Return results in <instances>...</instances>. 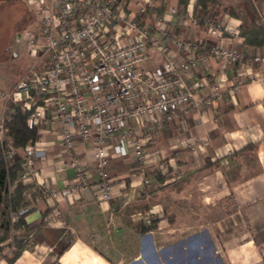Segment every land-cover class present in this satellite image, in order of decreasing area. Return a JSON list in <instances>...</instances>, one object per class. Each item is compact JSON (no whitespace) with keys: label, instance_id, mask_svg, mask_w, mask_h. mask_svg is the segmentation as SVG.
<instances>
[{"label":"crops","instance_id":"1","mask_svg":"<svg viewBox=\"0 0 264 264\" xmlns=\"http://www.w3.org/2000/svg\"><path fill=\"white\" fill-rule=\"evenodd\" d=\"M152 2L144 9L132 3L139 23L152 37L162 27L163 43L173 55L202 58L182 72L188 85L197 88L195 98L201 97V90L208 92L205 86L214 81H220V96L209 104L193 106L188 116L181 115L159 129L146 127L143 163L130 145L104 139L112 193L109 200L98 197L103 188L94 165L96 135L86 140L73 135V154L85 170L87 185L78 196L63 191L65 185L75 182L76 174L62 140L63 129L55 112H49L48 126L34 140V174L21 180L28 186L23 193L24 209L30 211L15 227L9 223L10 234L0 242V264H203L202 257L207 258L206 264H225L224 259L229 263L240 246L244 255L255 252L251 237L239 242L230 229H220L228 224L225 217L204 225L201 216L188 217L186 211L192 202L200 201L192 198L193 192L210 188L218 193L226 187L243 202L250 224L257 217L259 222L264 219V65L253 60L254 56L264 58V44L249 43L243 34L250 27L264 28V0ZM172 6L175 13L169 11ZM39 25L38 20L34 31ZM262 37L264 34L258 39ZM177 39L192 40L196 46L179 47L174 43ZM217 45L240 51L242 57L223 70L211 52ZM163 58L161 53H151L144 68L161 65ZM12 105L5 112L0 100V118L8 115ZM15 155L22 159L16 151L5 157L9 165ZM238 161L242 166L237 167ZM141 167L151 179L150 189L142 182ZM51 189L60 192L46 196ZM145 214H151L156 224L143 231L150 224L145 223Z\"/></svg>","mask_w":264,"mask_h":264},{"label":"built area","instance_id":"2","mask_svg":"<svg viewBox=\"0 0 264 264\" xmlns=\"http://www.w3.org/2000/svg\"><path fill=\"white\" fill-rule=\"evenodd\" d=\"M152 1L27 0L40 21L39 29L28 38L35 61L10 89L0 91V100L5 112L12 102L18 103L28 113L27 124L37 126L38 135L49 124V112H55L76 174L75 182L63 187L69 196H78L87 185L85 170L73 154L74 134L84 140L97 136L94 165L103 188L98 197L109 200L112 193L104 139L130 145L137 160L143 163L146 127L159 129L181 115L188 116L193 106L209 104L221 94L220 81H214L205 86L208 92L201 90V97L195 98L198 90L188 85L182 72L192 69L202 58L173 55L163 43L162 27L152 37L139 23L132 3L144 9ZM169 11L175 13L177 9L172 6ZM214 29L218 31V27ZM231 33L237 34L233 30ZM174 43L179 47L196 46L192 40L177 39ZM153 52L163 54V62L153 69H145L144 62ZM211 52L223 70L230 61L242 57L240 51L223 45L214 46ZM253 60L264 65L263 57L254 56ZM6 117L3 114L0 118V147L5 156L21 152L19 178L23 180L34 174L37 155L34 141L21 149L15 148L4 126ZM141 175L143 184L150 189L151 179L142 167ZM59 192L51 189L45 194L56 196Z\"/></svg>","mask_w":264,"mask_h":264},{"label":"rangeland","instance_id":"3","mask_svg":"<svg viewBox=\"0 0 264 264\" xmlns=\"http://www.w3.org/2000/svg\"><path fill=\"white\" fill-rule=\"evenodd\" d=\"M38 20L39 14L28 4L27 0H0V90L7 89L33 61L35 56L29 49L28 38L34 32V26L38 27ZM12 104L18 103L12 102ZM1 111L0 106V114ZM240 166L242 164L238 161L237 167ZM221 167L224 168L225 165ZM13 188L14 184L6 179L0 192V221L4 223L12 217L5 199L12 193ZM224 189L225 193L222 191ZM192 195V198L200 201L188 205L186 211L188 217L199 218L201 216L204 225H208L214 218L216 220L225 217L224 221L228 223V227L221 225L220 229H230L229 232L239 242L249 237L254 240L255 252L244 255L242 254L243 248L240 246L237 249L240 252L229 258V263L226 258L224 259L225 264H264V219L259 222L257 217L253 224H250L242 209L243 202L237 201L236 193L233 190L229 192L226 187L221 188L218 193H213L210 188H207V190H199L197 194L193 192ZM152 217L151 214H145V223L149 224ZM170 218H174L173 213L170 214ZM5 232L9 236V225ZM229 232L223 236L226 237L230 234ZM217 251L218 255L223 253L220 247ZM207 261V258L202 257L203 264ZM219 264H221L220 261Z\"/></svg>","mask_w":264,"mask_h":264},{"label":"trees","instance_id":"4","mask_svg":"<svg viewBox=\"0 0 264 264\" xmlns=\"http://www.w3.org/2000/svg\"><path fill=\"white\" fill-rule=\"evenodd\" d=\"M255 29V32L252 30ZM246 40L249 43L257 42L258 45L264 44V38L260 40L258 37L263 36L264 28L263 26H256L255 28H247ZM28 113L23 111L19 104L12 105L11 111L8 113L4 126L7 129V133L13 138V146L17 149L23 148L28 142L34 141L38 137L37 126L27 124ZM13 163L7 165L5 160V155L3 154L2 148L0 147V192L4 187L5 180L8 179L11 184H14L13 191L5 199V203L9 207L11 212V220L7 223L0 221V242L7 237L5 232L9 223L12 227H15L18 221H22L24 216L30 211L27 207L24 197V191L27 190L28 186L24 185L20 180V172L22 171V159L19 155L14 156ZM156 224V220L150 221V224L142 228L143 231L152 229ZM5 233V234H4Z\"/></svg>","mask_w":264,"mask_h":264}]
</instances>
